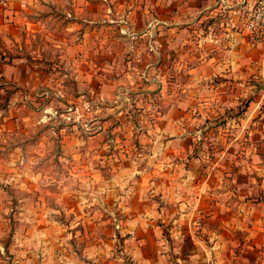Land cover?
Returning <instances> with one entry per match:
<instances>
[{
	"label": "crops",
	"instance_id": "0c3cea01",
	"mask_svg": "<svg viewBox=\"0 0 264 264\" xmlns=\"http://www.w3.org/2000/svg\"><path fill=\"white\" fill-rule=\"evenodd\" d=\"M34 1L50 4L52 10L59 3ZM256 1H153L160 8V46H166L167 34L175 33L177 46H193L189 49L198 52L196 63H208L212 68L207 79L213 84L221 82L217 84L220 96L209 99L215 111L225 113L240 106L248 96L243 84L251 75L257 78L258 70L263 74L264 44H251L244 30V17ZM25 3L17 2L24 8ZM144 3L145 6L150 1ZM88 4L74 0L75 12H71L78 17L68 11L47 13L62 15L67 21L62 33H48L58 40L52 47L63 53L58 59H62L60 64L64 67L55 64L56 67L65 68L64 78L69 70L77 72L75 79L79 84L78 95L70 94L64 102L78 106L54 112V116L60 115L67 122L59 131L63 148L73 154L61 157L70 172L58 175L60 184L56 191L52 188L54 183L40 188L41 178L54 182L57 173L11 170L13 163L23 164V158L17 154L9 159L0 156L2 191L15 188L19 196V204L0 205V264H264V202L247 200L241 172L233 175L224 170L223 164L216 169L214 164L208 165V160L202 163L208 155L196 152L200 129L185 121L195 108L188 111L184 103L200 91L192 93V97H181L167 112L160 113L161 122L157 124L136 125L129 121L132 104L126 100L131 99L123 98L122 90H126L118 88V84L136 78L108 77L99 73L106 71L98 68L102 63L88 64V53L101 48L88 39L92 35L89 31L96 33L86 28L91 23L86 18ZM9 10L0 7L3 23L8 21ZM13 14L17 19L18 12ZM93 15L95 19L97 15ZM74 18L82 21L75 22ZM34 21L25 23L26 29L40 33V19ZM76 24L78 28L71 26ZM2 28L0 35L7 31V24ZM75 29H80L81 37L78 44L70 45L67 37ZM28 41L24 39V43ZM71 50L79 52L76 60L68 57ZM0 52V101L12 89L17 90L11 97L16 101L23 93L30 100L34 95L38 99L49 93L46 86L54 79L43 66L47 59L44 51L32 47L25 57L14 55L10 47ZM66 60L73 63H65ZM93 65L98 69H93ZM217 75L221 78L214 81ZM237 84L240 86L232 87V92L231 86ZM116 93L122 101L111 100ZM101 100L109 104L104 105ZM204 100L208 101L200 99ZM260 101L261 97L247 99L242 117H252ZM32 109V114L39 116L40 109ZM47 112L52 113V108ZM27 114L25 106L0 110V140L5 133L24 132L22 129L28 126L25 122L32 123V115L27 118ZM103 116L123 119L118 118L116 126H109L102 121ZM241 126H245L244 122ZM86 127L91 134L85 133ZM36 145L48 148L45 141ZM216 162L225 160L220 157ZM71 181L75 182L74 188ZM24 195L30 198L27 204Z\"/></svg>",
	"mask_w": 264,
	"mask_h": 264
},
{
	"label": "rangeland",
	"instance_id": "374dc122",
	"mask_svg": "<svg viewBox=\"0 0 264 264\" xmlns=\"http://www.w3.org/2000/svg\"><path fill=\"white\" fill-rule=\"evenodd\" d=\"M22 1H26L25 8L17 4L20 0H0V7L10 9L7 22L3 23V18H0V29H3L2 26L7 24V31L3 30L0 35V50L4 47H10L14 55L25 57L31 52L32 47L40 48L46 55L44 59L47 58L44 60L43 66L51 72V80L54 79V81H50V85L46 86L49 93L39 96L38 99L34 95L33 100H30L27 93H23L21 99L17 101L11 100L12 95L9 97L7 110L10 111L25 106L28 113L27 118L32 115L31 124L35 125L31 129L30 120H27L25 124H28V126L22 129L24 132L20 134L5 133L4 137L1 136L3 138L0 140V156L9 159L14 158V155L17 154L23 158L25 162L23 164L13 163L10 167L11 170H22L27 173H57L54 182L51 179L46 180L44 178L38 181L40 188L46 187L48 183H54L52 188L56 191L60 184L57 178L58 175L61 176L63 172L67 175L70 172V169L64 167L61 157L66 154L70 156L73 154L72 152L67 153L63 148V136L59 131V128L67 122L60 115L54 116V112H61L67 106H78L64 102L69 99V96L78 95L79 84L75 79V73L77 72L74 70H69L68 77H63L65 68H60L64 67V64H60L62 59H58L59 55L62 56L63 54L62 49L56 50L52 47L56 45L55 41L58 40L55 36L50 37L48 33H54L55 31L62 33V28L67 25V21L61 17L62 15L54 17L47 13L53 14L58 13V11L66 13L68 11L73 17L78 16L71 12H75V8L72 6L74 0H69V2L59 0L53 10L48 7L50 4H42L44 2ZM78 1L81 5L84 3V0H77V3ZM85 1L89 3L86 18L91 22L87 23L88 27L86 28L96 31L94 35V31H89L92 35L88 36V39L91 40V43L96 42L101 47L96 53L93 50L88 53L90 56L87 59L88 64L91 63L90 61L102 63L98 68L106 71L99 73L108 77L128 75L136 78V80H127V82L118 84V88L126 90H122L123 98L131 99V101L126 100V103L130 102L132 104L130 106L131 119L129 121L136 123V125L157 124L161 122L160 117L162 116H160V113L167 112L172 107L171 105H174L181 97L185 95L192 97V93L200 91L199 96L195 95L188 99L184 106L186 109L188 107V111L191 110L190 107L195 108L192 111L193 113H189V117L185 121L200 129L198 133L200 144H198L196 152L199 155L202 154V156L207 157L208 155V158L201 160L202 163L208 160V165L212 166L214 164L216 169L223 164L224 170L231 171L233 175L241 172V179H244L246 184L247 200L259 199L264 202V63L261 71L263 72L262 76L258 70L259 76L257 78L254 77L255 75H251L246 83H242L243 89L248 91V96L240 106L232 107L230 111L225 113L219 110L215 111L210 105L209 99L213 97L216 99L220 96L219 92L221 91H217V87H219L217 84L221 82L213 84L211 80L207 79L212 75V68L208 63H196L198 52L195 50L191 52L189 49L193 46L188 44L185 47L177 46L178 41L174 36L175 33L167 34L166 46H160V30L157 22L160 8L158 4L153 3L157 0ZM144 1H150V3L144 6ZM36 4L38 7H35ZM90 6H95V8L90 10ZM13 11L18 12L17 19ZM169 13H166L167 18ZM93 14L97 15L95 19ZM161 14L163 15L162 12ZM37 18L40 19L42 31L33 34L26 29L27 25L25 23L35 22L34 20ZM69 19L73 20L72 17H69ZM78 20L82 21V18H74L75 22ZM169 22L170 20H168ZM39 24L37 23V26H40ZM43 25L45 26L43 27ZM71 26L79 27L77 24ZM31 30L33 29L31 28ZM79 33L80 29H75L67 37L70 45L79 43L81 37ZM24 39L29 40L28 43H24ZM92 45L94 47V44ZM183 50L186 51L184 54L182 53ZM78 53V51L71 50L68 57H73L76 60ZM182 55H186V57L183 58ZM204 56L206 57V55ZM83 59L81 57V60ZM183 59L184 61H182ZM160 61L161 63H159ZM65 63H73V61L66 60ZM78 63L80 62L78 61ZM55 64L60 68L56 67ZM68 67L70 68V66ZM92 67L95 70L98 69L94 68V65ZM220 78L217 75L214 81ZM129 81H132V83H129ZM237 86L240 85L231 86V91L233 92L232 87ZM159 89L163 92H160ZM237 91L242 93V90L235 89V92ZM111 92L113 93V91ZM132 93L135 94L132 95ZM251 96L261 97V104L252 117L244 119L242 113L246 110L247 107H244L247 99ZM121 98L116 93L111 100L122 101ZM204 98L208 101H200ZM31 103L43 104L42 106H32ZM101 103H104V101L101 100ZM105 104H109V102ZM31 106L40 109V111L37 109L39 116L32 114L33 109ZM51 108L53 112H47ZM87 109H90V106H87ZM118 118L123 119V117L106 116L102 121H107L109 126H116L117 122H120V120H117ZM39 121L40 123H38ZM242 122H244V127L241 126ZM85 133L91 134L87 131ZM38 141H45L48 148H38V145H36ZM47 142H50V144ZM220 157H222V161L225 160V163L218 164L216 162ZM208 165L202 164V167L206 169ZM222 167L220 169H223ZM66 182L65 180V184ZM7 186L11 187L9 183ZM70 186L74 188L75 182L71 181ZM3 188L0 186V205L9 203L8 205L14 206L16 203L19 204L18 193H15L16 189L9 188L8 191L3 192ZM23 198L26 200L24 204L30 202V198L25 197V195Z\"/></svg>",
	"mask_w": 264,
	"mask_h": 264
},
{
	"label": "built area",
	"instance_id": "2783aa9c",
	"mask_svg": "<svg viewBox=\"0 0 264 264\" xmlns=\"http://www.w3.org/2000/svg\"><path fill=\"white\" fill-rule=\"evenodd\" d=\"M244 30L251 44H264V0H257L244 17ZM87 132H91L86 127Z\"/></svg>",
	"mask_w": 264,
	"mask_h": 264
},
{
	"label": "trees",
	"instance_id": "16d2710c",
	"mask_svg": "<svg viewBox=\"0 0 264 264\" xmlns=\"http://www.w3.org/2000/svg\"><path fill=\"white\" fill-rule=\"evenodd\" d=\"M17 90L16 89H12V90H8L7 93L4 96V99L2 101V103H0V110H4L7 108V104L9 101V97L14 94Z\"/></svg>",
	"mask_w": 264,
	"mask_h": 264
}]
</instances>
